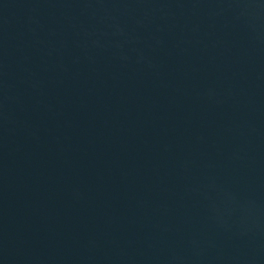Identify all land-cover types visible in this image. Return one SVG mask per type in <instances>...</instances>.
<instances>
[{
	"label": "water",
	"instance_id": "water-1",
	"mask_svg": "<svg viewBox=\"0 0 264 264\" xmlns=\"http://www.w3.org/2000/svg\"><path fill=\"white\" fill-rule=\"evenodd\" d=\"M0 264H264V0H0Z\"/></svg>",
	"mask_w": 264,
	"mask_h": 264
}]
</instances>
